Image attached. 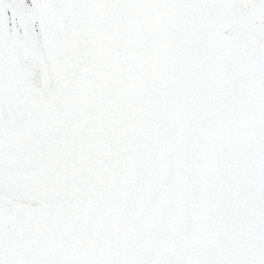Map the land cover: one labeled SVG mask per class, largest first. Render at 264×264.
Returning <instances> with one entry per match:
<instances>
[{
  "label": "snow or ice",
  "instance_id": "6c2138e0",
  "mask_svg": "<svg viewBox=\"0 0 264 264\" xmlns=\"http://www.w3.org/2000/svg\"><path fill=\"white\" fill-rule=\"evenodd\" d=\"M0 264H264V0H0Z\"/></svg>",
  "mask_w": 264,
  "mask_h": 264
}]
</instances>
